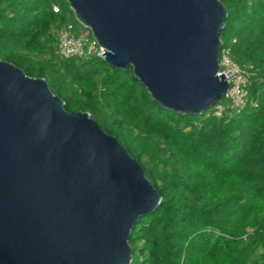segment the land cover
<instances>
[{"label": "water", "instance_id": "obj_1", "mask_svg": "<svg viewBox=\"0 0 264 264\" xmlns=\"http://www.w3.org/2000/svg\"><path fill=\"white\" fill-rule=\"evenodd\" d=\"M67 1L103 59L168 110L202 114L227 95L221 0ZM161 199L90 112L0 58V264H131L132 232Z\"/></svg>", "mask_w": 264, "mask_h": 264}, {"label": "trees", "instance_id": "obj_2", "mask_svg": "<svg viewBox=\"0 0 264 264\" xmlns=\"http://www.w3.org/2000/svg\"><path fill=\"white\" fill-rule=\"evenodd\" d=\"M221 1V39L251 76L245 108L224 97L218 118L207 112L220 103L168 110L133 68L62 58L58 33L81 24L67 0H0V58L45 78L67 110L90 112L162 195L132 232L131 264H264V0Z\"/></svg>", "mask_w": 264, "mask_h": 264}, {"label": "built area", "instance_id": "obj_3", "mask_svg": "<svg viewBox=\"0 0 264 264\" xmlns=\"http://www.w3.org/2000/svg\"><path fill=\"white\" fill-rule=\"evenodd\" d=\"M54 11H59V6H54ZM58 53L62 58L70 59L78 57L80 59H89L93 56L104 58V47L100 45L94 37L90 28L80 24L76 25L70 22L58 33ZM235 41V40H234ZM219 75L225 74L230 83L228 97L232 101V107L240 111L247 104L246 86L250 82V72L243 69L233 58L232 48L223 44L220 54ZM225 106L220 103L213 112H207V116L215 115L218 118L223 117Z\"/></svg>", "mask_w": 264, "mask_h": 264}, {"label": "rangeland", "instance_id": "obj_4", "mask_svg": "<svg viewBox=\"0 0 264 264\" xmlns=\"http://www.w3.org/2000/svg\"><path fill=\"white\" fill-rule=\"evenodd\" d=\"M68 2V1H67ZM225 104H229V100L227 98L224 99Z\"/></svg>", "mask_w": 264, "mask_h": 264}]
</instances>
